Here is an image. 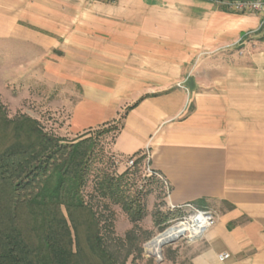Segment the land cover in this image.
I'll list each match as a JSON object with an SVG mask.
<instances>
[{"label": "crops", "instance_id": "obj_1", "mask_svg": "<svg viewBox=\"0 0 264 264\" xmlns=\"http://www.w3.org/2000/svg\"><path fill=\"white\" fill-rule=\"evenodd\" d=\"M226 1L0 0V41L90 59L70 132L121 120L112 150H146L166 204L216 208L190 264H264V17ZM38 3L63 6L67 28L54 11L35 25L49 37L17 20Z\"/></svg>", "mask_w": 264, "mask_h": 264}, {"label": "trees", "instance_id": "obj_2", "mask_svg": "<svg viewBox=\"0 0 264 264\" xmlns=\"http://www.w3.org/2000/svg\"><path fill=\"white\" fill-rule=\"evenodd\" d=\"M91 131L66 140L0 103V264H117L85 196L90 177L132 220L142 206L123 186L127 169L100 168Z\"/></svg>", "mask_w": 264, "mask_h": 264}, {"label": "rangeland", "instance_id": "obj_3", "mask_svg": "<svg viewBox=\"0 0 264 264\" xmlns=\"http://www.w3.org/2000/svg\"><path fill=\"white\" fill-rule=\"evenodd\" d=\"M39 5L30 4L28 9L14 11V15L19 16L17 20L27 24L36 35L52 36L45 30L46 34H43L40 32L43 29L35 25H47L52 21L53 11L61 13V28H67L62 16L67 10L63 6L56 10L51 4H47L46 9ZM62 41L60 39L59 44ZM60 45L45 50L34 48L32 44L0 41V103L6 107L10 117L30 116L38 120L45 131L71 140L78 134L70 132V111L83 95V88L75 77L90 59L69 53L71 56H66ZM93 63H100V59H93ZM120 124L121 120L93 127L90 133L97 138L100 168L112 176L127 169L123 186L132 198L138 199L142 211L137 220H132L120 204L100 196L93 176L90 177L85 196L99 218L104 246L113 254L117 264H190L200 240L192 242L178 238L182 236L180 233L164 244L160 252L152 249L150 243L154 238L176 225L182 214H192V210L174 211L169 208L163 183L148 173L145 158L141 157V161H134L130 166V157L115 154L112 143ZM100 131L106 132L97 134ZM207 209L213 213L216 210L211 206Z\"/></svg>", "mask_w": 264, "mask_h": 264}, {"label": "built area", "instance_id": "obj_4", "mask_svg": "<svg viewBox=\"0 0 264 264\" xmlns=\"http://www.w3.org/2000/svg\"><path fill=\"white\" fill-rule=\"evenodd\" d=\"M228 9L231 11L247 14V13H258L264 17V0H227L224 3ZM145 158L147 161V171L149 174L157 177L164 186L166 198L169 195L170 185L168 181L164 178V176L156 171H154L149 165V155L145 150L139 156H130L128 161V165H132L134 161L139 158ZM171 210L180 209L183 211L186 208L192 210V214L187 216L181 215L177 218L178 223L176 225H184V231L182 236L178 238H186L192 242L198 241L204 234V232L215 225L216 216L215 214L207 208L197 209L192 205V203H185L182 205H169ZM229 258V254L227 252H223L218 255L219 261L223 262Z\"/></svg>", "mask_w": 264, "mask_h": 264}, {"label": "bare ground", "instance_id": "obj_5", "mask_svg": "<svg viewBox=\"0 0 264 264\" xmlns=\"http://www.w3.org/2000/svg\"><path fill=\"white\" fill-rule=\"evenodd\" d=\"M184 228V225H173L169 227L166 231L159 234L151 241L150 245L152 249L160 252L161 247L167 242L171 241V239H173L174 237L178 236L180 233H183Z\"/></svg>", "mask_w": 264, "mask_h": 264}]
</instances>
